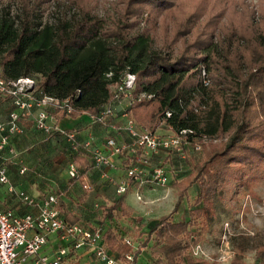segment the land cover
I'll return each instance as SVG.
<instances>
[{
    "label": "trees",
    "instance_id": "1",
    "mask_svg": "<svg viewBox=\"0 0 264 264\" xmlns=\"http://www.w3.org/2000/svg\"><path fill=\"white\" fill-rule=\"evenodd\" d=\"M72 1L77 13L54 21L43 20L41 1L25 0L20 12L0 8L1 76L8 80L37 78L44 92L71 96L76 108L71 116L76 117L82 111H98L108 101L113 83L131 70L137 74L135 92L150 94L131 105L132 115L139 123L153 130L163 121L176 131L193 129V142L200 136L228 133L225 141L206 146L204 159L173 182L178 194L175 209L140 232L144 236L140 246L135 249L113 225L104 234L106 245L114 253L124 257L133 251L134 263L147 246L154 264H214L195 256L194 249L218 217L215 195L228 178L244 183L264 164V27H246L238 34L231 31L233 38L236 35L240 40L238 45L225 41L224 46V40L215 41L213 35H206L176 54L172 42L165 41L164 47H157L151 32L132 33V19L109 22L84 2L81 4V0ZM131 1L159 9L176 8L179 12L192 10L189 17L196 12L190 9L194 4L186 7L185 0ZM183 30H178L174 39L183 35ZM242 37H246L244 43ZM193 48L203 52L198 54ZM229 54H235L244 64L235 66ZM219 55L226 59L221 65L223 70L214 66ZM203 70L208 78L212 72L215 84L205 83ZM20 135L32 136L34 142L44 144L50 143L49 139L56 143L62 138L57 132L46 134L40 129L30 135L22 131L11 140L15 148ZM70 151L69 160L74 159L83 169L92 167L88 155ZM193 186L197 192L192 198L189 189ZM125 197L121 194L106 208L104 218L133 215L134 208ZM185 197L189 202L188 217L175 219L174 212ZM59 206L64 207L61 200ZM66 218L79 220V216L70 213ZM256 259L264 264V244L257 247ZM230 264L245 263L242 257H235Z\"/></svg>",
    "mask_w": 264,
    "mask_h": 264
},
{
    "label": "rangeland",
    "instance_id": "2",
    "mask_svg": "<svg viewBox=\"0 0 264 264\" xmlns=\"http://www.w3.org/2000/svg\"><path fill=\"white\" fill-rule=\"evenodd\" d=\"M24 1L0 0V8L10 7L12 12H20ZM31 1L34 3L41 1L39 6L42 7L43 20L54 21L61 16L71 17L78 11L72 0ZM185 1L186 7L194 4L190 8L196 11L193 16L189 17L192 10L179 12L176 8L159 9L152 4L132 3L131 0H81V4L84 2L90 6L91 10L104 16L109 22L119 18L121 20L132 19L134 22L131 27L132 33L142 30L151 32L157 47H162V45L164 47L165 41L172 42L171 48H175L176 54L194 39L202 38V36L213 35L215 41L224 40V46H226L225 41L226 43L233 41L235 45H238L240 40L238 41L236 35L233 38L231 31L238 34L246 27H264V0ZM132 10H135L136 14ZM178 30H183V35L174 39ZM247 34L251 35L252 32ZM173 39L175 41H172ZM241 39L244 43L246 37ZM192 50L198 54L203 52V49L202 52L195 48ZM240 50H242L241 47ZM229 56L234 59L235 66L238 63L244 64L235 54H229ZM215 60L214 66L217 70L220 68L223 70L221 65L226 59L219 55ZM209 75L211 83L214 80L212 78L215 77L212 76L211 71ZM217 80L215 81L218 83ZM0 101L2 102L0 117L6 119L10 99L3 97ZM92 128L96 131V135L103 134L100 126L98 130L94 125ZM156 130L161 133L170 132L165 121L160 122ZM200 137L202 149L198 151L189 144L186 157L177 152L170 154L163 152L160 156L153 158L152 164L160 161L168 164L170 181L166 185H152L151 183L138 185V189L135 190L137 199L134 195L128 194V200H134L133 206L136 207L132 206L134 214L128 217L118 215L116 219L104 218L105 209L111 206L118 197L116 185L102 177L99 168L92 169L88 174L91 182L90 188H85L83 181L71 178L68 173L71 151L65 139L61 138V141L56 143L49 139L50 143L44 144L43 141L34 142L32 136L20 135L17 140L20 142L16 144L15 152L11 154L6 152L4 155L8 158L9 176L15 185L34 193L46 191L59 193L64 201L75 205V210L80 213L83 222L93 224L109 221L121 235H128L132 239L136 249L144 240L140 232L147 231L158 217L175 209L178 194L173 182L186 176L204 159L206 146L225 141L228 133L216 137ZM23 166L27 169L21 172L20 169ZM96 179L103 182L98 183ZM196 192L195 186L189 189L192 198ZM215 198L218 217L195 247V256L212 261L214 264H230L235 257H242L245 264H260L256 259V252L257 247L264 244V164L252 172L244 183L228 178ZM188 211L189 202L185 197L174 212L175 219L188 217ZM136 264H154V259L147 246L142 249Z\"/></svg>",
    "mask_w": 264,
    "mask_h": 264
},
{
    "label": "built area",
    "instance_id": "3",
    "mask_svg": "<svg viewBox=\"0 0 264 264\" xmlns=\"http://www.w3.org/2000/svg\"><path fill=\"white\" fill-rule=\"evenodd\" d=\"M203 74L205 83H209L205 70ZM136 84V72L126 70L113 83L108 101L98 111H82L77 115L89 124L83 131L78 126L67 127L60 123L62 117H73L71 114L76 108L71 96L46 93L30 76L8 80L0 74V99L7 97L12 103L7 118L0 119V159L3 158L0 160V188L7 186L21 204L33 208L20 213L11 206L0 207V264H81L78 258L82 249L102 264H136L133 251L122 257L105 245L104 223L89 224L66 218L65 211L59 206V193L48 191L38 198L15 185L9 176L8 158L4 155L15 152V147L10 144L11 138L23 131L22 120L34 114L38 129L57 132L67 141L72 152L88 155L92 168L101 169L102 177L113 182L118 193H126L133 183L166 185L170 181L168 164L162 161L152 164V159L163 152H177L186 157L189 144L199 151L202 143L192 141L190 132L193 129L190 128L176 131L168 125L170 132L161 133L139 123L132 115L131 105L150 94L136 93ZM63 113L65 116H61ZM167 114L170 116L171 111ZM93 125L105 129L101 141ZM119 156L123 158L125 168V175L121 178L110 172L117 167L116 158ZM26 169L23 166L20 170L24 172ZM84 169L74 159L68 161L70 177L83 181L84 187L90 188L87 168ZM123 238L133 244L128 235Z\"/></svg>",
    "mask_w": 264,
    "mask_h": 264
},
{
    "label": "crops",
    "instance_id": "4",
    "mask_svg": "<svg viewBox=\"0 0 264 264\" xmlns=\"http://www.w3.org/2000/svg\"><path fill=\"white\" fill-rule=\"evenodd\" d=\"M1 107H2V102L0 101V108ZM11 108H12V103H11V100H10V103H9V106H8V111H7L8 114H9V111H10ZM0 119H3V118L0 117ZM83 119L84 118H80L79 116H76V117L65 116V117H62L60 119V123L63 124L64 126H67V127L78 126V127L82 128V130L84 131L85 130L84 128L88 127L89 124H87L86 121H83ZM22 126H24L23 127V131H24V128H25V134L26 135H30V133L33 130H38L37 127H36V124H35V115L33 114L31 116L25 117L22 120ZM95 128L98 130L99 126L95 125ZM100 129L103 131V134L100 135V134L97 133L98 134L97 136L99 137V139L101 141L102 138H103L104 130L105 129L104 128H101V127H100ZM44 132H46V131H44ZM122 160H123L122 157H120V156L117 157L116 158L117 167L116 168H112L110 170V172L111 173H114V175L117 178H121V176H124L125 175V168L123 166ZM92 169H94V168H92V167L90 169L87 168L88 174L91 172ZM97 178H99V177H97ZM95 181H98V183H99L102 180H97L96 179ZM100 184L102 185L103 183H100ZM137 187H138V185L135 184V183H133L129 187V191H127L126 193H122V194H125V196H126L125 199L128 202V204H130L131 206H133L134 200L133 201L132 200H128V194H132V195L135 196V194H136V191L135 190L138 189ZM27 191L30 192V193H32V194H34L38 198H41L43 196V194H44V193H41V192L34 193L32 191H29V190H27ZM116 194L118 195V197L121 195L117 191H116ZM135 197L137 199V195ZM60 200L64 203V207H62V208L65 211V214L66 215L68 213L73 214V215H77V216H79V220L78 221H82V219L80 217V213L77 210H75L76 207H75V205L74 206L72 205L73 204L72 202L68 203V202L64 201L63 200V197H61ZM137 203H138V201H137ZM8 206H11V207L15 208V210L18 211V212H20V213L28 212V211H31L33 209L31 206H27V205L21 204L20 203V200L17 197L13 196L8 191L7 186H3V187L0 188V207L1 208H5V207H8ZM133 207H135V206H133ZM104 224H105V232H106V230L108 229L109 225H111V224L107 220H106V223H104ZM104 241H105V239H104ZM105 245H106V243H105ZM108 248H110V247H108ZM78 259H79V261H80L81 264H85V263L86 264H102L91 253H89L85 249L80 250V252H79V258Z\"/></svg>",
    "mask_w": 264,
    "mask_h": 264
}]
</instances>
